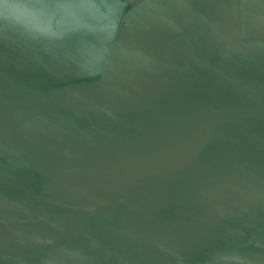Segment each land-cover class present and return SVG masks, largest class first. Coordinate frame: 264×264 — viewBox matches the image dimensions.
<instances>
[{"label": "water", "instance_id": "water-1", "mask_svg": "<svg viewBox=\"0 0 264 264\" xmlns=\"http://www.w3.org/2000/svg\"><path fill=\"white\" fill-rule=\"evenodd\" d=\"M0 264H264V0H0Z\"/></svg>", "mask_w": 264, "mask_h": 264}]
</instances>
